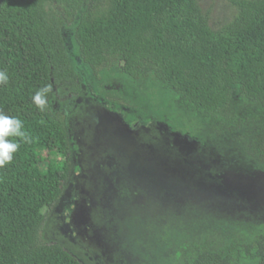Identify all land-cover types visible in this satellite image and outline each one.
<instances>
[{"label": "trees", "instance_id": "trees-1", "mask_svg": "<svg viewBox=\"0 0 264 264\" xmlns=\"http://www.w3.org/2000/svg\"><path fill=\"white\" fill-rule=\"evenodd\" d=\"M232 2L235 18L215 31L199 0H0V70L10 78L0 86V111L18 116L33 138L0 168V264H85L43 238V210L72 174L71 140L52 93L43 112L31 100L45 85L80 90L65 30L74 27L79 58L95 75L116 69L134 82L155 78L212 132L211 122L224 129L219 115L237 93L264 108V0ZM251 138L245 155L264 169V127ZM182 255L183 264H264V230L250 242L230 236L223 247L199 243Z\"/></svg>", "mask_w": 264, "mask_h": 264}, {"label": "rangeland", "instance_id": "rangeland-1", "mask_svg": "<svg viewBox=\"0 0 264 264\" xmlns=\"http://www.w3.org/2000/svg\"><path fill=\"white\" fill-rule=\"evenodd\" d=\"M199 4L215 31L236 16L232 0ZM73 31L65 43L80 90L62 85L50 97L65 116L73 170L60 200L43 210V238L85 264H183L196 244L252 241L264 230V169L247 158L245 141L264 127V108L237 93L219 115L224 129L211 122V132L155 78L95 75Z\"/></svg>", "mask_w": 264, "mask_h": 264}, {"label": "clouds", "instance_id": "clouds-1", "mask_svg": "<svg viewBox=\"0 0 264 264\" xmlns=\"http://www.w3.org/2000/svg\"><path fill=\"white\" fill-rule=\"evenodd\" d=\"M9 74L6 69L0 70V86H7ZM53 89L51 85H45L37 89L31 96L35 107L43 112L49 106V95ZM32 136L25 128L24 121L18 116H11L0 111V168L12 164L18 153L21 143H31Z\"/></svg>", "mask_w": 264, "mask_h": 264}, {"label": "flooded vegetation", "instance_id": "flooded-vegetation-1", "mask_svg": "<svg viewBox=\"0 0 264 264\" xmlns=\"http://www.w3.org/2000/svg\"><path fill=\"white\" fill-rule=\"evenodd\" d=\"M158 124H161V122H158ZM72 160V159H71Z\"/></svg>", "mask_w": 264, "mask_h": 264}]
</instances>
